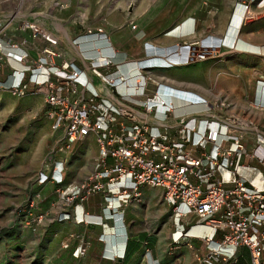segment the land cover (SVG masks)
<instances>
[{
    "label": "crops",
    "instance_id": "0c3cea01",
    "mask_svg": "<svg viewBox=\"0 0 264 264\" xmlns=\"http://www.w3.org/2000/svg\"><path fill=\"white\" fill-rule=\"evenodd\" d=\"M246 5L250 6L253 17L245 12ZM151 8L148 6L140 15L124 11L120 14L119 8L101 7L95 16L85 13L86 18L82 14L76 17L60 12L41 20L15 23L8 32H1L0 24L1 91L8 92L20 81L23 72L25 78H30L26 63L19 61L21 56L39 60L48 50L58 55L51 67L61 69L71 65L82 71L81 81L88 82L89 90L99 95L98 102L142 110L129 98L133 95L132 89L126 86L115 89L107 79L126 75L131 78L128 86L133 87L137 62L144 59L146 47L166 49L213 37L224 42L217 56L157 74L165 77L167 86L189 89L196 94L197 102L204 99L213 102L227 96L240 112L247 111L254 103L264 106V0H168L158 9ZM28 24L37 26L40 37L34 38V32L25 29ZM87 30L95 34L102 30L104 37H88ZM106 59L112 61L111 68H102ZM45 91L42 88L35 93L31 86L32 93L26 98L31 104L28 112L35 122L24 125L23 132L28 133L30 129L31 134L42 135L45 131L46 136L37 144L23 147L22 151L29 154V180L36 183L35 193L44 199L38 204V211L47 214L49 238L61 246L66 260L69 256L70 262L77 264H199L200 259L208 258L214 249H219L227 261L216 258L213 264H250L248 248L223 247V233L214 231L184 208L166 202L160 190L147 186L141 188V196L136 200L115 202L114 215L106 209L102 194L61 210L56 204L58 198H63L58 193L59 186L41 180L43 172L49 174L42 167L50 161L56 145L55 135L63 137L62 130L56 134L53 130L55 120L49 117ZM173 94L178 95L165 91L164 98ZM175 99L172 100L174 108ZM206 110L203 105L187 106L176 118ZM145 121L161 133L170 134L169 126L174 120ZM260 125L264 126V120H260ZM99 156L100 149L93 137L77 144L68 156L65 189L81 185L97 169ZM61 159L59 155L56 161ZM247 163L243 161L240 169ZM251 182L260 186L261 177Z\"/></svg>",
    "mask_w": 264,
    "mask_h": 264
},
{
    "label": "built area",
    "instance_id": "2783aa9c",
    "mask_svg": "<svg viewBox=\"0 0 264 264\" xmlns=\"http://www.w3.org/2000/svg\"><path fill=\"white\" fill-rule=\"evenodd\" d=\"M245 12L252 16L249 5ZM25 29L34 32V38L40 37L36 25L28 24ZM86 33L88 37H104L102 30ZM223 45V40L207 37L166 49L146 47L144 59L137 62L138 79L134 78L133 88L139 98L130 95L138 99L136 106L142 110L98 102L99 95L89 90L88 82L81 81L82 71L71 65L61 69L50 66L58 57L51 51L39 60L21 56L19 61L26 63L30 78L23 72L8 92L23 99L32 93L31 86L35 93L46 89L44 100L50 108L49 117L55 120L53 130L55 134L62 130L63 137L58 138L45 166L49 174L43 172L41 180L59 186L61 205L71 208L102 194L106 209L114 215L115 202L136 200L141 188L147 186L160 190L166 202L184 208L223 233V247L248 248L250 264H264V126L260 125L264 106L254 103L240 112L227 96L197 102L196 94L189 89L167 86L165 77L157 74L215 57ZM103 63L102 68L113 66L110 59ZM130 79L120 75L107 82L118 89ZM165 91L178 95L164 98ZM174 97L187 102V106L203 105L207 110L176 118ZM158 114L163 119H158ZM145 119L159 123L174 120L169 126L171 133H161ZM90 137L100 149L97 169L81 185L65 189L68 156ZM59 155L62 159L57 162ZM243 161L248 162L244 169L253 168L254 163L262 168L260 186L239 175ZM216 258L227 261L219 249H214L199 264H213Z\"/></svg>",
    "mask_w": 264,
    "mask_h": 264
},
{
    "label": "rangeland",
    "instance_id": "374dc122",
    "mask_svg": "<svg viewBox=\"0 0 264 264\" xmlns=\"http://www.w3.org/2000/svg\"><path fill=\"white\" fill-rule=\"evenodd\" d=\"M167 2L168 0H0L1 32H8L15 23L41 20L60 15V12L66 16L75 14L77 17L82 14L83 17L87 15L85 13L95 16L101 7L107 10L113 7L122 10L120 14L124 11L141 15L148 6L154 10ZM77 9L81 11L75 12ZM129 98L135 105L138 103V99ZM174 104L176 115L186 111L187 102L175 99ZM30 107L28 98L21 100L0 89V264H77L71 263L69 256L66 260L61 246L56 242L53 244V238H49L50 233L46 229L47 214L38 211V204L44 199L35 193L36 183L29 180V154L24 152L25 157L22 149L31 143L37 144L40 138H45L46 132L42 135H33L30 129H27L28 133L23 132L24 125L35 122L31 112H28ZM157 118L163 119V115L158 114ZM17 123L21 126L16 127ZM57 141L58 137L55 135L54 143ZM252 167L239 170V175L247 182L260 177L262 168L257 163L252 164ZM60 201L58 198L56 204L61 210L69 209L64 204L61 205Z\"/></svg>",
    "mask_w": 264,
    "mask_h": 264
},
{
    "label": "bare ground",
    "instance_id": "6f19581e",
    "mask_svg": "<svg viewBox=\"0 0 264 264\" xmlns=\"http://www.w3.org/2000/svg\"><path fill=\"white\" fill-rule=\"evenodd\" d=\"M86 16H87V15H84L83 18H86ZM103 65H104V63H102V66H103ZM180 68H183V67H178V68H174V69H180ZM136 79H138V78L136 77ZM167 79H168V78H167ZM128 83H129V82H128ZM128 83H127L126 85H124V86H126V87L132 89L133 95H134L136 98H139V97L136 95L135 91H134V88H133L134 86H133V87H129V86H128Z\"/></svg>",
    "mask_w": 264,
    "mask_h": 264
}]
</instances>
